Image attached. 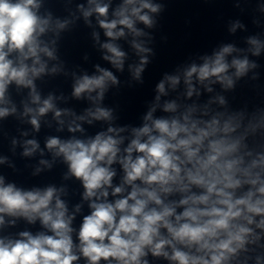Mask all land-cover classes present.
I'll use <instances>...</instances> for the list:
<instances>
[{
	"label": "clouds",
	"instance_id": "9594fccd",
	"mask_svg": "<svg viewBox=\"0 0 264 264\" xmlns=\"http://www.w3.org/2000/svg\"><path fill=\"white\" fill-rule=\"evenodd\" d=\"M88 5L86 9L78 5V9L86 23L95 14L108 38L100 45L103 59L119 71H123L126 53L116 41L133 37L131 47L140 60L130 65V71L133 80L142 84V73L150 62L145 54L154 53L136 39L147 35L137 23L154 27L151 14L160 13L164 5L122 0L111 18V0H88ZM40 7V0H0V118L17 111L15 105L3 106L11 103L7 93L15 84L28 88L31 103L37 105L24 103L23 115L31 117L28 122L33 129L38 132L40 118L53 112L61 125L59 131L64 125L61 116L75 114L57 109L52 94L41 100L34 81L59 71L56 67L49 70L42 60V56L57 59L56 49L42 36L50 30L58 36L70 21L57 19L53 29L51 14L39 15ZM237 27L242 25L237 22L230 31ZM93 38L99 42L98 33ZM247 43L253 56L264 48L256 37H249ZM237 51L232 44L223 45L211 56L201 57L202 64L192 63L176 75L165 74L156 84L155 102L143 115L142 125L131 127L126 144L121 134L129 131L128 126H112L118 118L116 109L100 106L110 84L119 85L118 78L98 65V75L75 78L72 96L86 97L95 107L75 116L68 131H84L76 121H104L109 126L87 139L48 137L45 147L54 158H63L68 167L65 179L80 181L82 200L90 211L76 229L73 221L82 205L69 214L60 198L64 188L49 185L25 190L14 183L6 185L0 177V228L8 216L14 218L7 221L10 226L22 218L29 224L39 221L46 230L35 235L21 231L16 238L0 236V264H150L149 257L166 264H248L253 259L254 264H264V255H250L256 248L264 249V145L256 151L248 144L250 135L264 130V110L245 123L243 111H211L212 103L226 107L224 96L203 106H182L176 100L160 103L168 95L166 84L175 90L181 78L188 99L201 94L197 84L209 93L217 83L225 90L234 89L237 80L257 67L247 56L229 62L227 58ZM157 108L170 115L154 117ZM38 148V142L29 139L23 155L32 156ZM40 164L52 166L46 160ZM114 165L122 171L116 184Z\"/></svg>",
	"mask_w": 264,
	"mask_h": 264
}]
</instances>
